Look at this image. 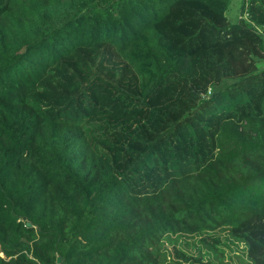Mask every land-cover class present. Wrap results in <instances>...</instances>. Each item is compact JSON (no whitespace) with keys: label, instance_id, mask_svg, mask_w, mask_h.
<instances>
[{"label":"trees","instance_id":"1","mask_svg":"<svg viewBox=\"0 0 264 264\" xmlns=\"http://www.w3.org/2000/svg\"><path fill=\"white\" fill-rule=\"evenodd\" d=\"M231 1L0 0V264H264V0Z\"/></svg>","mask_w":264,"mask_h":264},{"label":"rangeland","instance_id":"2","mask_svg":"<svg viewBox=\"0 0 264 264\" xmlns=\"http://www.w3.org/2000/svg\"><path fill=\"white\" fill-rule=\"evenodd\" d=\"M243 4H244L243 0H232L231 1L230 5H229V9L227 11V15H228L231 23H235L238 21V19H240L241 12L243 10ZM253 233H256V235L259 237V235L255 229H254ZM225 236H227L226 233H221L220 234L221 240L226 241ZM240 246H241V244H240ZM232 247L235 249L236 245H233ZM226 248L228 249V247H226ZM241 250L242 249H240L239 254L242 255L243 252ZM233 260H234L235 264H239V261L237 260V258L235 256H233ZM216 264H217V262H216Z\"/></svg>","mask_w":264,"mask_h":264},{"label":"water","instance_id":"3","mask_svg":"<svg viewBox=\"0 0 264 264\" xmlns=\"http://www.w3.org/2000/svg\"><path fill=\"white\" fill-rule=\"evenodd\" d=\"M31 223L30 222H28V225H30ZM58 261H60V258H58Z\"/></svg>","mask_w":264,"mask_h":264},{"label":"built area","instance_id":"4","mask_svg":"<svg viewBox=\"0 0 264 264\" xmlns=\"http://www.w3.org/2000/svg\"><path fill=\"white\" fill-rule=\"evenodd\" d=\"M0 255L4 256V254L0 251Z\"/></svg>","mask_w":264,"mask_h":264}]
</instances>
